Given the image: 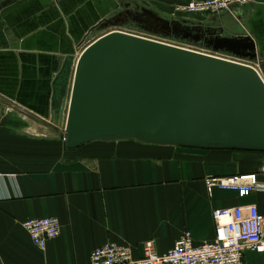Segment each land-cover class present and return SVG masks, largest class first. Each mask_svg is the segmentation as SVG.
Listing matches in <instances>:
<instances>
[{"label":"crops","instance_id":"obj_1","mask_svg":"<svg viewBox=\"0 0 264 264\" xmlns=\"http://www.w3.org/2000/svg\"><path fill=\"white\" fill-rule=\"evenodd\" d=\"M186 1L0 0V264H90V253L110 242L129 247L134 260L145 243L165 254L184 233L195 244L212 241L215 210L257 203L264 211L260 195L208 197L204 185L256 171L264 155L132 141L68 150L64 123L51 122L54 77L103 23L136 4L168 19ZM176 20L249 36L264 77V0ZM47 217L58 219L60 234L39 251L22 224ZM243 262L264 264V253L247 252Z\"/></svg>","mask_w":264,"mask_h":264},{"label":"water","instance_id":"obj_2","mask_svg":"<svg viewBox=\"0 0 264 264\" xmlns=\"http://www.w3.org/2000/svg\"><path fill=\"white\" fill-rule=\"evenodd\" d=\"M158 21L170 40L196 51L113 31L78 58L64 59L50 111L52 123H64L66 149L132 141L264 155V82L251 67L226 59L257 63L253 40Z\"/></svg>","mask_w":264,"mask_h":264},{"label":"built area","instance_id":"obj_3","mask_svg":"<svg viewBox=\"0 0 264 264\" xmlns=\"http://www.w3.org/2000/svg\"><path fill=\"white\" fill-rule=\"evenodd\" d=\"M250 1L187 0L186 3L173 7L169 16L171 19L184 16H218L228 12L232 6H244ZM226 59L251 67L264 82L259 66ZM261 177H264V160L256 171L233 174L224 178H206L204 185L208 197L218 190L231 192L240 200L260 195L264 203V181ZM212 220L215 230L214 238L210 242L195 244L191 235L184 233L174 247L165 254H158L151 243H145L142 256L135 260L131 257L129 247L110 242L92 251L89 262L90 264H244L245 253H264V211L260 210L257 203L215 210L212 212ZM22 228L27 233L31 245L39 251H44L46 243L56 239L60 234L59 221L53 217L26 221L22 224Z\"/></svg>","mask_w":264,"mask_h":264},{"label":"flooded vegetation","instance_id":"obj_4","mask_svg":"<svg viewBox=\"0 0 264 264\" xmlns=\"http://www.w3.org/2000/svg\"><path fill=\"white\" fill-rule=\"evenodd\" d=\"M159 17L162 18L146 7L136 4L130 8L128 5L108 19L106 23H103L101 28L146 39L165 41L171 38V34L162 27V24L158 21Z\"/></svg>","mask_w":264,"mask_h":264},{"label":"rangeland","instance_id":"obj_5","mask_svg":"<svg viewBox=\"0 0 264 264\" xmlns=\"http://www.w3.org/2000/svg\"><path fill=\"white\" fill-rule=\"evenodd\" d=\"M109 32H112L110 29H105V30H102L101 32H95L93 34L90 35L89 38H87L85 41H83L79 47H78V51H77V54L80 56V54L82 53V51L89 45L91 44L92 42H94L96 39H98L99 37L109 33ZM165 40V39H164ZM155 41H159V42H164V43H167V44H174L175 46H179V47H182V48H185V49H188V50H194L196 51L195 49L189 47V46H185V45H178L177 43L173 42L172 40L170 39H166L165 41L163 40H160V39H155ZM77 56V57H79Z\"/></svg>","mask_w":264,"mask_h":264},{"label":"trees","instance_id":"obj_6","mask_svg":"<svg viewBox=\"0 0 264 264\" xmlns=\"http://www.w3.org/2000/svg\"><path fill=\"white\" fill-rule=\"evenodd\" d=\"M242 153V152H241ZM247 154H257V153H247ZM260 155H263V154H260ZM251 172H253V171H251Z\"/></svg>","mask_w":264,"mask_h":264}]
</instances>
